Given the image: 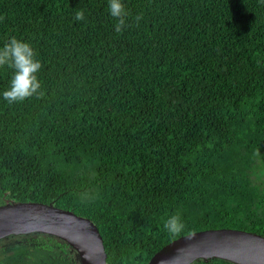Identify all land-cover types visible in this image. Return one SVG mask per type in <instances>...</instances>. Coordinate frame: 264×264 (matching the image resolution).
I'll use <instances>...</instances> for the list:
<instances>
[{
	"label": "trees",
	"instance_id": "obj_1",
	"mask_svg": "<svg viewBox=\"0 0 264 264\" xmlns=\"http://www.w3.org/2000/svg\"><path fill=\"white\" fill-rule=\"evenodd\" d=\"M121 2L117 33L109 0H0V48L31 45L43 93L7 103L0 67V205L89 218L107 264H148L206 229L264 236V0ZM18 246L0 264H77L55 236Z\"/></svg>",
	"mask_w": 264,
	"mask_h": 264
},
{
	"label": "water",
	"instance_id": "obj_2",
	"mask_svg": "<svg viewBox=\"0 0 264 264\" xmlns=\"http://www.w3.org/2000/svg\"><path fill=\"white\" fill-rule=\"evenodd\" d=\"M32 233L48 234L65 241L75 252L77 264H107L104 239L89 218L54 203L0 205V240ZM212 258L234 264H264V236L235 228L197 231L166 244L148 264H193Z\"/></svg>",
	"mask_w": 264,
	"mask_h": 264
},
{
	"label": "clouds",
	"instance_id": "obj_3",
	"mask_svg": "<svg viewBox=\"0 0 264 264\" xmlns=\"http://www.w3.org/2000/svg\"><path fill=\"white\" fill-rule=\"evenodd\" d=\"M109 14L117 20L114 30L122 33L126 27V18L129 13L125 10L121 0H109ZM74 19L83 21L85 19L83 10L76 11ZM142 19V15L136 17L137 22ZM7 66L14 70L10 87L3 92V99L9 103L23 102L24 100L43 95L37 73L42 67L41 62L35 58L34 49L27 42L12 37L8 43L0 48V67ZM164 228L172 233L179 234L184 224L179 215L170 216L164 224Z\"/></svg>",
	"mask_w": 264,
	"mask_h": 264
},
{
	"label": "rangeland",
	"instance_id": "obj_4",
	"mask_svg": "<svg viewBox=\"0 0 264 264\" xmlns=\"http://www.w3.org/2000/svg\"><path fill=\"white\" fill-rule=\"evenodd\" d=\"M25 240L26 235L10 236L0 240V256L2 257L5 253L15 252V249L17 251V248L19 247L18 244ZM68 251L70 252L69 249ZM69 254L75 255V252L71 250ZM16 264H21V261H17Z\"/></svg>",
	"mask_w": 264,
	"mask_h": 264
}]
</instances>
